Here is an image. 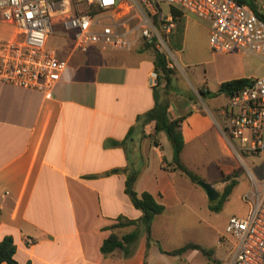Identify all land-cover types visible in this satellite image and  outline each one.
<instances>
[{
    "label": "crops",
    "instance_id": "crops-1",
    "mask_svg": "<svg viewBox=\"0 0 264 264\" xmlns=\"http://www.w3.org/2000/svg\"><path fill=\"white\" fill-rule=\"evenodd\" d=\"M73 48L58 50L69 67L50 95L0 83V240L14 239L19 264H152L154 243L147 237L135 253L138 239L125 252L104 254L101 248L112 233L145 230L143 213L126 193L127 174L106 172L132 165L135 191L149 192L165 206L152 237L183 205L187 177L171 165L174 150L164 132L156 146L154 124L137 127L128 153L109 143L123 141L137 117L154 108L155 54L144 45L130 51ZM201 89L212 102L210 89ZM215 111L204 98L171 104L170 117L184 118L182 159L190 169L189 146L207 145L215 123L221 129ZM121 217L137 223L113 229ZM157 240L165 251L188 244L167 248Z\"/></svg>",
    "mask_w": 264,
    "mask_h": 264
},
{
    "label": "built area",
    "instance_id": "built-area-1",
    "mask_svg": "<svg viewBox=\"0 0 264 264\" xmlns=\"http://www.w3.org/2000/svg\"><path fill=\"white\" fill-rule=\"evenodd\" d=\"M171 7L210 23L214 52L264 62V0H0V19L14 28L10 39H0V83L50 95L69 67L49 45L56 31L62 38L70 33L77 51L150 44L163 48L168 60L173 54L167 43L177 28ZM168 67L175 65L168 60ZM222 116L221 131L235 154L264 165V75L229 97ZM248 172L253 187L242 197L248 215L232 216L226 225L235 239L229 264H264V172L260 179ZM226 241L222 236L219 243Z\"/></svg>",
    "mask_w": 264,
    "mask_h": 264
},
{
    "label": "rangeland",
    "instance_id": "rangeland-1",
    "mask_svg": "<svg viewBox=\"0 0 264 264\" xmlns=\"http://www.w3.org/2000/svg\"><path fill=\"white\" fill-rule=\"evenodd\" d=\"M183 18L184 28L181 40L177 39L179 32L176 28L167 43L173 54L168 60L175 65L173 69L176 72L172 76V87L168 97L174 106H180L190 100L201 101L204 98L209 107L217 108L215 117L222 122V112L228 103V98L220 94L213 97L210 102V99L200 94L201 88L205 87L214 93L225 81L262 76L264 75V62L255 55L214 52L209 45L210 23L188 13ZM13 31L12 26L3 23L0 19V39H10ZM61 34L60 31H56V36L50 40L49 45L64 52L67 47H72L73 40L70 33H66L67 41L62 40ZM159 51L162 53L163 48ZM164 83L165 81L162 82V94ZM185 157L191 169L199 174L202 180L216 188L219 197L211 200L202 186L193 184L185 178L187 185L185 188L181 187L183 205L178 209H173L172 213L176 216L168 219L166 223L160 222L155 227L153 237L155 240L162 241L167 248L193 242L212 252L208 256L201 250H190L180 259L179 256L160 253L158 244L154 243L150 254L151 263L229 264L235 239L226 233L227 222L232 216L244 218L248 215L249 206L242 199L243 195L253 187L248 170L260 179L264 172V165L261 160L248 156H242L241 160L227 143L216 123L215 130L210 133L207 140V145L200 143L197 146L196 144L190 145ZM227 174H230L231 180L236 181V185L222 209L217 211L213 207L220 203L226 185L222 182V178ZM168 229H170L169 233ZM222 236L227 239L223 245L219 243ZM146 237V231L141 229L138 240L134 244V253L142 243L146 242Z\"/></svg>",
    "mask_w": 264,
    "mask_h": 264
},
{
    "label": "trees",
    "instance_id": "trees-1",
    "mask_svg": "<svg viewBox=\"0 0 264 264\" xmlns=\"http://www.w3.org/2000/svg\"><path fill=\"white\" fill-rule=\"evenodd\" d=\"M171 12L174 15L177 21V29L179 32V36L177 39L181 40L182 30L184 28V16L183 13L171 7ZM173 40V39H172ZM146 49L153 50L155 54V69L158 76V83L154 87L155 92V106L150 111L139 115L137 117V125L131 127L127 137L123 141H111L110 145L113 146H123L128 153V145L134 140V133L137 127L145 128L150 123L154 124V134L153 142L156 146H159V138L158 134L160 132H164L168 139L170 140L173 150H174V158L171 163L172 166H175L174 169L179 171L182 175L187 177L193 184H197V182L202 179V177L197 174L195 171L190 169L182 159V153L185 149L186 142L182 131V122L184 120L183 117H178L172 119L169 115L171 100L169 99V92L172 87V76L175 75V70L173 68L168 67V60L166 56L161 53L154 45L145 44ZM165 80L164 84V92L162 94L161 87L162 82ZM251 82V78H237L229 81H225L220 85V88L217 92L211 93L212 97H216L220 94L225 95L227 98L231 97L237 91L249 85ZM200 94L205 97V92L201 89ZM163 162L166 163L167 160L164 158ZM124 172L127 174L126 180V193L130 197L135 208L140 210L143 215L140 219V222L144 225L147 239L149 243H156L160 247L161 252L178 256L182 255L189 250H201L203 254L210 256L212 251H208L204 249L202 246L195 243H188L176 250L173 251H165L162 249L160 242L155 240L152 237V224L157 215H160L165 212V206L159 204L154 196L149 192H144L139 195L135 189L134 184L138 177V171L130 165L125 169H113L111 171L106 172L104 175H111L115 173ZM222 182L226 185L223 189L220 203L213 207L214 210H221L224 202H226L233 191L234 186L236 185L235 180H231L230 176H223ZM137 221L129 220L125 217H121L117 224L113 225L114 228H121L125 226L135 225ZM138 239V234L133 233L129 235H124L120 237L117 233H112L107 240H105L101 250L104 254H111L116 251L125 252L128 250L136 240ZM17 253V246L14 242V239L11 236L5 237L3 240H0V264H19L15 255Z\"/></svg>",
    "mask_w": 264,
    "mask_h": 264
},
{
    "label": "water",
    "instance_id": "water-1",
    "mask_svg": "<svg viewBox=\"0 0 264 264\" xmlns=\"http://www.w3.org/2000/svg\"><path fill=\"white\" fill-rule=\"evenodd\" d=\"M198 185L202 186L208 197L211 199V200H214L216 198L219 197V192L216 190V188L212 185V184H209L207 182H205L204 180L200 179L198 182H197Z\"/></svg>",
    "mask_w": 264,
    "mask_h": 264
}]
</instances>
